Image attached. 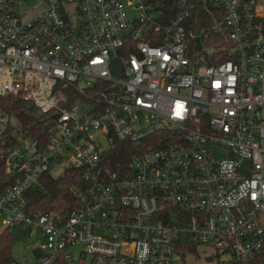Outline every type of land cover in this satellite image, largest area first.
<instances>
[{
  "label": "built area",
  "instance_id": "1",
  "mask_svg": "<svg viewBox=\"0 0 264 264\" xmlns=\"http://www.w3.org/2000/svg\"><path fill=\"white\" fill-rule=\"evenodd\" d=\"M44 1L24 20L0 0V96L52 115L29 158L0 130V236L41 232L37 264H174L188 246L264 264V0ZM118 142L135 152L113 163ZM53 162L89 193L31 214ZM1 244L0 264H23Z\"/></svg>",
  "mask_w": 264,
  "mask_h": 264
},
{
  "label": "trees",
  "instance_id": "2",
  "mask_svg": "<svg viewBox=\"0 0 264 264\" xmlns=\"http://www.w3.org/2000/svg\"><path fill=\"white\" fill-rule=\"evenodd\" d=\"M0 111H4L9 119L14 118L19 124V128L15 129V126L8 122L3 130L2 138L6 141L5 150L18 143L16 131L25 139L37 141L40 148H46L49 145L51 114H43L32 102L20 96H0ZM117 145L110 155L113 163L127 160L135 152V149L125 143L118 142ZM110 166L113 167V165ZM84 174V169L73 166L66 167L64 175L61 176H54L51 172L44 173L37 184L25 195L28 200L27 211L31 214L57 211L61 215H68L74 208L80 206L83 196L89 193V183L85 180ZM12 182L13 177L7 174L5 161L0 158V192H3ZM12 241V234L8 231L0 236L4 252L10 249ZM188 247L193 253H197L191 246ZM232 264H263V262L253 260Z\"/></svg>",
  "mask_w": 264,
  "mask_h": 264
},
{
  "label": "rangeland",
  "instance_id": "3",
  "mask_svg": "<svg viewBox=\"0 0 264 264\" xmlns=\"http://www.w3.org/2000/svg\"><path fill=\"white\" fill-rule=\"evenodd\" d=\"M21 15L24 20H30L34 17L38 11H40L45 6L44 0H18ZM79 22V20L74 21V23ZM10 125L15 126V129L19 128V124L14 118L9 119ZM6 124L0 123V130H5ZM16 136L18 138V143L14 147L15 149H10V153L13 152L21 154L26 158L31 156L30 150L27 146L30 144V139L23 138L17 131ZM99 139L103 140L99 135ZM33 151V149H32ZM67 164L65 162H53L51 165L50 172L54 176L64 175ZM13 241L9 249L8 256L23 264H37L40 260L37 257L34 248L39 246L44 236L41 232L25 231L22 227L15 226L10 229ZM197 253L184 256L181 260L175 261L174 264H232L229 261L227 255L218 253V251L212 247L199 246L197 248Z\"/></svg>",
  "mask_w": 264,
  "mask_h": 264
},
{
  "label": "bare ground",
  "instance_id": "4",
  "mask_svg": "<svg viewBox=\"0 0 264 264\" xmlns=\"http://www.w3.org/2000/svg\"><path fill=\"white\" fill-rule=\"evenodd\" d=\"M8 232H10V231H8Z\"/></svg>",
  "mask_w": 264,
  "mask_h": 264
}]
</instances>
